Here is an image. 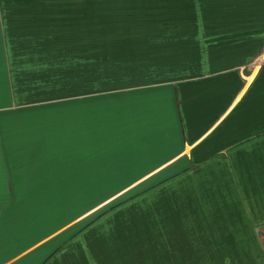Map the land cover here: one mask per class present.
<instances>
[{
    "label": "crops",
    "instance_id": "obj_1",
    "mask_svg": "<svg viewBox=\"0 0 264 264\" xmlns=\"http://www.w3.org/2000/svg\"><path fill=\"white\" fill-rule=\"evenodd\" d=\"M84 1L0 0V264H264V0Z\"/></svg>",
    "mask_w": 264,
    "mask_h": 264
},
{
    "label": "rangeland",
    "instance_id": "obj_2",
    "mask_svg": "<svg viewBox=\"0 0 264 264\" xmlns=\"http://www.w3.org/2000/svg\"><path fill=\"white\" fill-rule=\"evenodd\" d=\"M72 3V9H79L80 10H97V3L95 2H86L84 0H71ZM110 5V4H108ZM131 179H126V180H119L120 182H128ZM113 187H115V182L112 180L108 185L105 184V189L104 188H93L91 191L94 194H85V195H77V196H65L66 199H64V196H62V200H57L54 203V206H63L59 207L57 209H62L64 211L61 219H64L69 216H74L76 213L79 211L93 205L95 202L99 201L100 199L104 198L106 196L105 193H103L105 190L109 191ZM70 197V199H69ZM54 208V207H53ZM53 211V210H52ZM52 227V222L51 220H43L40 223V226L37 228H34V233L40 234L44 233L48 229Z\"/></svg>",
    "mask_w": 264,
    "mask_h": 264
},
{
    "label": "built area",
    "instance_id": "obj_3",
    "mask_svg": "<svg viewBox=\"0 0 264 264\" xmlns=\"http://www.w3.org/2000/svg\"><path fill=\"white\" fill-rule=\"evenodd\" d=\"M262 58H264V54H262Z\"/></svg>",
    "mask_w": 264,
    "mask_h": 264
}]
</instances>
